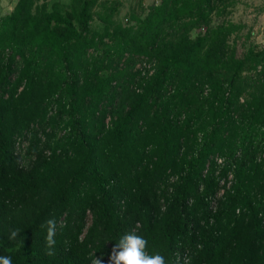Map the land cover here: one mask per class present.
<instances>
[{
  "label": "trees",
  "instance_id": "trees-1",
  "mask_svg": "<svg viewBox=\"0 0 264 264\" xmlns=\"http://www.w3.org/2000/svg\"><path fill=\"white\" fill-rule=\"evenodd\" d=\"M234 3L159 0L123 23L121 0H17L0 16V255L108 264L135 232L168 264H264V46L239 52L242 25L213 22Z\"/></svg>",
  "mask_w": 264,
  "mask_h": 264
},
{
  "label": "rangeland",
  "instance_id": "rangeland-1",
  "mask_svg": "<svg viewBox=\"0 0 264 264\" xmlns=\"http://www.w3.org/2000/svg\"><path fill=\"white\" fill-rule=\"evenodd\" d=\"M46 1L49 4L56 1L61 4L69 2V0ZM16 2L17 0H0V16L9 14L13 10ZM153 3H159V0H121L118 19L123 23H127L128 14L131 11L140 12L141 7L145 9ZM227 12L225 16L213 17V22L217 24V22L223 19L222 17H225L232 23L242 25L240 31L242 40H238L239 52L241 51L240 42H242L245 37H247L248 43L258 47L264 46V0H235L233 6L227 8ZM232 39L233 37H231V40ZM140 66L141 65H138L137 67L139 68Z\"/></svg>",
  "mask_w": 264,
  "mask_h": 264
},
{
  "label": "clouds",
  "instance_id": "clouds-1",
  "mask_svg": "<svg viewBox=\"0 0 264 264\" xmlns=\"http://www.w3.org/2000/svg\"><path fill=\"white\" fill-rule=\"evenodd\" d=\"M40 228L46 232L45 245L49 255L54 254L56 244L57 222L54 217L45 220ZM21 237L19 228H9V241ZM148 241L135 232L123 234L114 244L108 257V264H168L166 257L159 252L150 254L147 251ZM0 264H13L12 257L0 255ZM93 264H103V258H95Z\"/></svg>",
  "mask_w": 264,
  "mask_h": 264
},
{
  "label": "built area",
  "instance_id": "built-area-1",
  "mask_svg": "<svg viewBox=\"0 0 264 264\" xmlns=\"http://www.w3.org/2000/svg\"><path fill=\"white\" fill-rule=\"evenodd\" d=\"M217 163H218V164H222V159H218V160H217ZM171 181H174V179H172ZM220 184H221V185H224V184H225V181L222 180V181L220 182ZM226 187H227V188L229 187V183L226 185ZM222 194H223V189L220 191V193H219L218 196H221ZM177 260H178V261H182V262H184V264H187V262H188V256H187V253H184V255H183L182 257L177 256Z\"/></svg>",
  "mask_w": 264,
  "mask_h": 264
}]
</instances>
